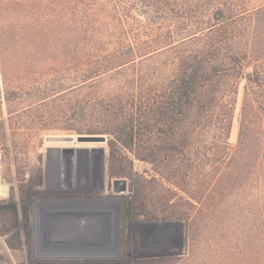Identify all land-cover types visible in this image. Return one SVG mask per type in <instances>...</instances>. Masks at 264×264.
<instances>
[{"label": "trees", "instance_id": "16d2710c", "mask_svg": "<svg viewBox=\"0 0 264 264\" xmlns=\"http://www.w3.org/2000/svg\"><path fill=\"white\" fill-rule=\"evenodd\" d=\"M2 100L10 118L109 137V174L134 179L128 256L134 222L180 221V264H264V0H0Z\"/></svg>", "mask_w": 264, "mask_h": 264}, {"label": "rangeland", "instance_id": "374dc122", "mask_svg": "<svg viewBox=\"0 0 264 264\" xmlns=\"http://www.w3.org/2000/svg\"><path fill=\"white\" fill-rule=\"evenodd\" d=\"M240 87L233 144L239 131ZM0 109L7 130L6 142L0 141L1 179L8 188L0 207L13 200L19 208L15 227L8 214H0V229L10 228L0 234V264H180L187 250L186 224L180 221L134 222L129 233L139 231V247L128 256V245L137 243L134 233L129 242L126 220L134 179H126V193L114 191L118 178L109 174L108 136L99 143H68L64 138L78 134L47 129L44 122L26 115L10 118L4 100ZM63 148H75L73 161L64 156ZM129 156L136 175L153 173L151 165Z\"/></svg>", "mask_w": 264, "mask_h": 264}, {"label": "water", "instance_id": "95a60500", "mask_svg": "<svg viewBox=\"0 0 264 264\" xmlns=\"http://www.w3.org/2000/svg\"><path fill=\"white\" fill-rule=\"evenodd\" d=\"M63 141H71L73 143L76 140L79 143H99L104 142L105 137L103 135H78V136H69L64 138ZM62 153L66 158L73 159L75 154V148H63ZM113 189L117 194H124L128 190V182L126 179H117L114 181Z\"/></svg>", "mask_w": 264, "mask_h": 264}, {"label": "built area", "instance_id": "2783aa9c", "mask_svg": "<svg viewBox=\"0 0 264 264\" xmlns=\"http://www.w3.org/2000/svg\"><path fill=\"white\" fill-rule=\"evenodd\" d=\"M3 170V152L0 150V188H6V182L2 181L1 174Z\"/></svg>", "mask_w": 264, "mask_h": 264}, {"label": "bare ground", "instance_id": "6f19581e", "mask_svg": "<svg viewBox=\"0 0 264 264\" xmlns=\"http://www.w3.org/2000/svg\"><path fill=\"white\" fill-rule=\"evenodd\" d=\"M68 142V141H67ZM74 143H77L76 140L73 141ZM68 143H72L71 141H69ZM79 143V142H78ZM8 196V188H0V198H4Z\"/></svg>", "mask_w": 264, "mask_h": 264}, {"label": "flooded vegetation", "instance_id": "af4514ba", "mask_svg": "<svg viewBox=\"0 0 264 264\" xmlns=\"http://www.w3.org/2000/svg\"><path fill=\"white\" fill-rule=\"evenodd\" d=\"M69 161H73V159L68 158Z\"/></svg>", "mask_w": 264, "mask_h": 264}]
</instances>
